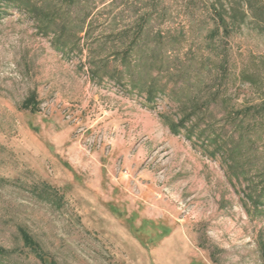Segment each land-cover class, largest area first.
Returning <instances> with one entry per match:
<instances>
[{
    "label": "rangeland",
    "instance_id": "1",
    "mask_svg": "<svg viewBox=\"0 0 264 264\" xmlns=\"http://www.w3.org/2000/svg\"><path fill=\"white\" fill-rule=\"evenodd\" d=\"M260 121L204 0H0V264H264Z\"/></svg>",
    "mask_w": 264,
    "mask_h": 264
},
{
    "label": "trees",
    "instance_id": "2",
    "mask_svg": "<svg viewBox=\"0 0 264 264\" xmlns=\"http://www.w3.org/2000/svg\"><path fill=\"white\" fill-rule=\"evenodd\" d=\"M204 1L211 14L227 25H250L257 32L264 34V0ZM252 129L257 132V135L251 146H253L252 148L257 152L264 149V121L255 122ZM241 141L243 142L244 138H242L240 142ZM257 141L260 142V144H258Z\"/></svg>",
    "mask_w": 264,
    "mask_h": 264
}]
</instances>
